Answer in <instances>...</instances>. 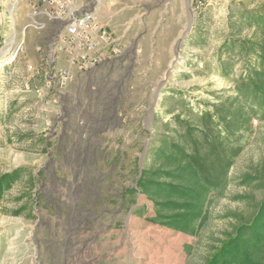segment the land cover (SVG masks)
<instances>
[{"label":"rangeland","instance_id":"374dc122","mask_svg":"<svg viewBox=\"0 0 264 264\" xmlns=\"http://www.w3.org/2000/svg\"><path fill=\"white\" fill-rule=\"evenodd\" d=\"M100 1L123 58L91 80L75 75L59 99L51 76L28 68L29 1L0 0V175L28 168L0 199V264H242L230 238L264 200V120L222 125L214 112H235V79L252 61L235 55L223 75L221 46L253 36L236 21L264 0ZM179 120L199 130L204 152L223 146L233 159L195 235L172 228L148 172Z\"/></svg>","mask_w":264,"mask_h":264},{"label":"trees","instance_id":"16d2710c","mask_svg":"<svg viewBox=\"0 0 264 264\" xmlns=\"http://www.w3.org/2000/svg\"><path fill=\"white\" fill-rule=\"evenodd\" d=\"M241 28H252L253 36L242 38L231 36L221 46L219 62L221 74L229 75L235 67V55L252 60L245 66V72L235 79V112L224 113L215 110L220 123L233 118L238 124L252 119L264 120V3L253 9L240 11L236 21ZM254 60V61H253ZM225 124V123H224ZM230 132L225 125L222 130ZM199 130L178 121L172 133L164 134L158 147L153 151L148 172L157 180L152 195L156 205L165 213H176L172 228L189 235H195L205 217L209 196L219 195L228 183V171L232 158L223 146L215 153L204 152L198 139ZM217 161H210L209 156ZM28 168L16 169L0 175V199L17 182ZM137 189H127L130 204L135 202ZM25 207L14 211L16 215L24 212ZM236 256L242 264H262L264 250V200L260 203L252 220L238 226L230 238ZM218 262V259H215ZM212 264V263H211Z\"/></svg>","mask_w":264,"mask_h":264},{"label":"built area","instance_id":"2783aa9c","mask_svg":"<svg viewBox=\"0 0 264 264\" xmlns=\"http://www.w3.org/2000/svg\"><path fill=\"white\" fill-rule=\"evenodd\" d=\"M28 1L29 22L24 27L38 35L35 59L29 61L28 68L32 75H50L59 99L75 75L91 80L121 62L124 52L121 41L101 20L100 0ZM24 42L17 45L18 54L12 56L15 63L21 57ZM89 89L95 88L90 85Z\"/></svg>","mask_w":264,"mask_h":264},{"label":"bare ground","instance_id":"6f19581e","mask_svg":"<svg viewBox=\"0 0 264 264\" xmlns=\"http://www.w3.org/2000/svg\"><path fill=\"white\" fill-rule=\"evenodd\" d=\"M28 29V28H27ZM27 29H26V26H25V29H24V33L26 34L27 32ZM9 49V48H8ZM15 54H17L16 52H14Z\"/></svg>","mask_w":264,"mask_h":264}]
</instances>
